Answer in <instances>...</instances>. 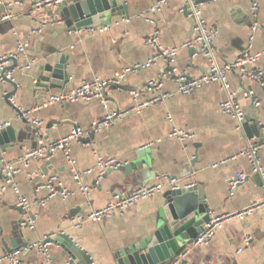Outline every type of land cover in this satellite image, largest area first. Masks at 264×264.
Returning a JSON list of instances; mask_svg holds the SVG:
<instances>
[{
  "label": "crops",
  "instance_id": "1",
  "mask_svg": "<svg viewBox=\"0 0 264 264\" xmlns=\"http://www.w3.org/2000/svg\"><path fill=\"white\" fill-rule=\"evenodd\" d=\"M127 1L128 19L113 17L111 26L104 31L68 33L51 21L53 9L37 10L33 7L34 0H2L0 56L13 52L19 40L28 42L26 56L19 59L12 75L17 84L12 95L14 102L6 100L5 92H14L15 86L0 81V124H13L19 130L18 141L2 153L3 160L16 161L39 149L40 141L47 146L67 136L75 126L90 128L107 111L126 110L157 93L170 92L173 95L166 102L131 112L96 132V149L105 157L118 158L123 166L137 157H145L152 168L145 179L146 185L165 182L158 178L163 174L176 178L181 186L194 184L196 192L186 199L194 204L201 202L203 215L236 211L264 200V185L252 172L247 157L239 156L250 137L244 128H238L235 119L221 111L220 104L226 95L220 84H205L191 94L177 92L178 77L187 75L196 79L209 71L208 59L201 54L192 58L190 49L184 46L194 32L191 33L190 22L182 10L183 1L165 0L157 12L150 10L161 0ZM199 4L204 18L218 30L215 46L220 64L225 65L246 51L259 56L257 64L264 70V0H201ZM147 17L155 19V23L147 21ZM256 25L258 28L253 30ZM155 29L160 30L162 46L178 49L174 63H169L175 69L174 75L167 73L161 77L168 63L159 61L128 75L120 85L110 84L106 91V108L99 100L54 102L33 111L34 118L42 122L40 127L18 118L19 110L34 109L51 94L72 90L96 76L110 78L125 66L146 61L155 53L148 42ZM251 35L254 36L252 41ZM61 56H66L71 74L68 83L64 89H53L45 97L42 93L39 95L35 92V83L41 67L57 62ZM32 59L37 61L31 69L21 68ZM12 64L9 61L6 66ZM227 78L243 106L245 120L252 124L258 121L264 134L262 89L256 82L241 78L238 71L229 72ZM154 81L161 86L149 91V84ZM250 90L261 99L259 106L244 95ZM168 113L180 128L194 134L191 140L183 143L167 136L172 127L166 117ZM70 148L77 160L75 166L67 161L64 151L59 150L51 157L32 159L16 177L22 193L30 199L48 195L46 188L38 191L37 187L50 175H58L73 193L67 198L54 196L43 206L35 205L33 228L21 223L22 210L16 205L13 190L10 188L5 193L0 202V257L14 250V240L22 246L25 242L32 244L51 233L63 231L92 254L95 264H115L116 252L126 250L152 229L159 215L162 195L169 187L121 214L99 222L86 221L80 228L73 227L72 220L77 214H88L106 205L115 195L126 194L140 186L117 183L122 175L121 167L101 178L96 171L86 173L96 162L93 148L77 140L70 142ZM260 154L264 168V150ZM222 160L227 163L213 166ZM239 171L244 172L247 179L231 195L229 181ZM75 174L81 176L82 184L89 186L87 192L81 191ZM201 216L190 228L193 242L180 252H187L184 264H264V212H255L244 220L226 221L209 244L195 245L197 227L203 224ZM247 235L252 239L244 247ZM49 249L51 264H67V253L61 246L51 243ZM21 260L22 264H40L43 256L33 248L25 250Z\"/></svg>",
  "mask_w": 264,
  "mask_h": 264
},
{
  "label": "built area",
  "instance_id": "2",
  "mask_svg": "<svg viewBox=\"0 0 264 264\" xmlns=\"http://www.w3.org/2000/svg\"><path fill=\"white\" fill-rule=\"evenodd\" d=\"M69 0H34L33 7L37 10L43 9H56L62 3ZM183 3L189 5V16L194 20V34L192 38L186 42L184 46L195 50L194 56L199 54L204 55L209 61V71L207 74H203L201 77L192 79L189 76H180L176 79L177 81V92L181 94H191L197 89L201 88L203 85L208 83H218L221 89L225 92L226 98L221 102V111L236 120L239 129L243 128V123L245 121V112L240 100L237 97L235 91L232 90L231 85L228 81L227 75L229 72L238 71L241 78L249 79L258 84L264 93V70L257 64L259 56L252 54L250 52H242L234 60L229 61L225 65H221L218 59L215 39L218 34V30L209 24L208 20L204 18L203 11L199 3H195L194 0H182ZM0 3H3L0 0ZM165 0H161L159 4L152 7L150 12H157L161 10V5L165 4ZM256 8V3L254 4ZM126 20V19H125ZM147 21L155 23V19L152 17H147ZM258 25L253 27L256 30ZM108 27L98 28L99 31L107 30ZM97 30V29H96ZM254 38L253 35L250 36V41ZM149 44L155 49V53L149 57L144 62H137L129 66H125L122 70L117 71L110 78H103L96 76L90 80L82 82L78 87L65 91L51 94L47 101L43 102L42 105L35 107L34 109L19 110L18 118L21 120H26L33 126L40 127L41 121L34 118L33 111L36 109H41L47 107L49 104L54 102H78L84 101L89 102L92 100H99L107 107L106 104V91L110 84L120 85V82L125 79L128 75L138 72L140 70L147 69L159 61H166L168 64H172L178 53L177 48H168L162 46L160 42V30L155 29L153 34L148 38ZM1 46V44H0ZM28 42L25 40H19L16 48L13 52L9 54H4L0 56V59H6L10 56L16 59H21L26 56ZM37 59H32L30 62L25 63L21 68L24 70H29L32 68L33 64ZM9 62V61H7ZM7 62L0 64V70L6 66ZM174 68V67H173ZM15 70V69H14ZM9 71L5 75L0 73V81L6 82L7 79L14 80L13 72ZM175 69H173V73ZM175 74V73H174ZM161 84L154 81L149 84V91L154 88H160ZM9 92H5V98ZM138 93H135V95ZM173 93L170 92H160L153 95L152 98L141 102L137 106H133L126 110H115L107 111L102 119L95 121L90 128H83L80 126H75L72 131L64 138L51 142L47 146L43 145V141H40L41 147L39 149L33 150L25 154L23 157L18 158L16 161H5L0 158V173L3 177L0 178V202L2 201L5 193L11 188L16 196V205H18L22 210L21 223L27 225L28 227H34L35 223V213L33 212V207L35 205L43 206L52 197L61 196L62 198H67L72 192L67 187L65 182L58 175H50L47 177L46 182L37 187L39 191L41 188H46L49 192L44 198L36 197L30 199L25 196L20 186L17 183L16 177L21 174L22 171L29 166L32 159L36 158H46L53 156L57 151L63 150L67 161L75 166L77 160L70 148V142L77 140L81 145L93 148L96 162L93 168L86 170V173L96 171L98 177L101 178L107 172L113 169L120 168L124 165L118 158L110 156L105 157L96 149V137L95 133L99 132L105 127H109L118 120H122L125 116L131 112H140L143 108L151 105H159L166 102L171 98ZM245 96L252 98L255 106L261 104V99L256 95V92L250 90L244 94ZM8 100L14 102V97L9 96ZM167 119L172 123L171 131L167 135L170 138H176L181 142H187L194 137V134L180 128L174 120L171 113L167 114ZM264 150V141L260 143H254L252 138H247L244 150L239 154V156H245L251 164V169L253 173H259L263 179L264 183V168L261 164V151ZM227 163V160H222L216 164L214 167L220 166ZM81 191L87 192L89 186L82 184L81 176L79 174L74 175ZM159 179H164L165 182H157L151 185H145L135 188L134 190L126 194H117L113 199L106 205L93 209L88 214H77L73 217L72 223L73 227L80 228L86 221H102L106 218L114 216L116 214H121L129 207L135 206L143 200L149 198L150 196L164 191L166 187L177 189L181 185L178 184L176 178L168 176L166 174L158 176ZM247 179V175L244 172H237L229 181L230 194L233 195L237 188L243 184ZM264 185V184H263ZM185 187L193 186L192 183L184 185ZM182 187V186H181ZM264 212V200L255 202L245 208L236 211H226L222 213H216L210 215V220L206 224L202 232L198 234L195 241V245H207L209 244L213 237L215 236L217 230L223 226L226 221L233 219L244 220L249 216L253 215L255 212ZM46 239V238H45ZM40 240L32 244H28L24 247L12 250L5 253L0 257V262L7 261L8 264H22L21 255L25 250L36 248L38 252L43 256V260L40 264H51L50 261V242L46 240ZM252 239L251 235H247L244 238L243 246H247ZM243 246L239 249H243ZM187 252L180 253L179 256L175 257L172 264H184V259L186 258Z\"/></svg>",
  "mask_w": 264,
  "mask_h": 264
},
{
  "label": "water",
  "instance_id": "3",
  "mask_svg": "<svg viewBox=\"0 0 264 264\" xmlns=\"http://www.w3.org/2000/svg\"><path fill=\"white\" fill-rule=\"evenodd\" d=\"M201 0H194L199 3ZM204 1V0H203ZM182 10L185 17L190 22L191 33L194 32L195 22L189 16V5L183 3ZM122 16L124 19L130 17L127 0H69L62 3L58 8L53 9L52 22L59 24V29L63 32H76L86 30H96L98 28L109 27L112 24L113 17ZM195 50L190 49V55L193 58ZM12 61L10 66H4L0 73L5 75L18 66V59L8 57L0 59L3 62ZM173 67L167 65L163 70L161 77L173 73ZM70 72L67 68L66 56L55 63H48L41 67L35 83V92L39 95H47L53 89H64L70 79ZM7 83L15 86V91L6 96H12L17 90V84L14 80L7 79ZM42 93V94H41ZM261 125L256 121L255 124L247 120L243 123V128L248 137L254 138V143L264 141V134L261 132ZM19 130L13 124H0V158L3 152L9 147H13L18 141ZM122 175L118 177L119 184H137L146 185V178L152 172L148 166L145 157H137L132 163L121 167ZM256 178L263 185V179L259 173H255ZM197 188L193 186H180L177 189H167L159 203V215L153 223V227L140 240L135 242L126 250L118 251L114 254L115 264H171L172 260L190 243L193 242V236L190 234V228L198 223L201 216L203 224L197 227V234L203 231L210 220V215L202 214V203H190L187 197L196 192ZM21 210V208H20ZM22 222V221H21ZM27 225H24L26 227ZM28 227V226H27ZM47 242L61 246L67 253V264H95L92 254L81 248L71 235L60 231L51 233L46 239ZM20 246L13 241V249H18L28 245Z\"/></svg>",
  "mask_w": 264,
  "mask_h": 264
}]
</instances>
